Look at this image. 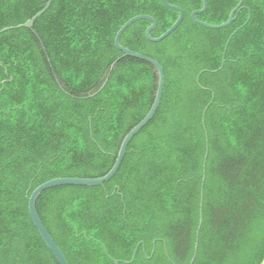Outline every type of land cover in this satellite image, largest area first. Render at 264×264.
Returning <instances> with one entry per match:
<instances>
[{
    "label": "trees",
    "instance_id": "16d2710c",
    "mask_svg": "<svg viewBox=\"0 0 264 264\" xmlns=\"http://www.w3.org/2000/svg\"><path fill=\"white\" fill-rule=\"evenodd\" d=\"M48 1L0 0V30ZM167 1L184 12L174 33L153 43L144 19L120 41L164 69L155 117L109 182L53 188L37 201L69 264H190L202 191L193 264L264 260V0H244L219 30L193 21L204 0ZM240 1L208 0L197 18L222 25ZM141 15L156 20L154 38L179 18L161 0H53L33 30L0 34L2 264H58L30 196L54 179L107 175L150 111L159 82L151 64L125 57L110 73L123 56L117 33Z\"/></svg>",
    "mask_w": 264,
    "mask_h": 264
},
{
    "label": "water",
    "instance_id": "95a60500",
    "mask_svg": "<svg viewBox=\"0 0 264 264\" xmlns=\"http://www.w3.org/2000/svg\"><path fill=\"white\" fill-rule=\"evenodd\" d=\"M52 1L53 0H49L44 8L40 12H38L34 17H32L30 20H28L26 23L15 26V27H9V28L2 29V30H0V34L7 32L9 30L18 29V28H28V29L33 30L35 22L37 21V19L39 17H41L49 9V7L52 4ZM161 1L163 2V4L167 8L173 9V10H176L179 12L178 20L175 22V24L166 33H164L162 36H160L158 38H154L151 35V33L157 26L156 20L151 16L141 15V16H137V17H134L131 20H129L119 30V32L117 33L116 38H115V45L120 51L123 52V56L114 62V64L110 68V73H112L115 66L119 63V61L122 58L131 57V58H135V59H138V60H141V61H144V62L151 64L156 69V71L158 73L159 82H158V89H157L156 97H155L154 103H153L150 111L148 112L146 117L134 129H132L128 133V135L124 138L123 143H122L121 148H120V151H119V154H118V157H117L116 162H115L113 168L111 169V171L107 175H105L104 177L93 178V179H90V178H71V177L54 179V180H51V181H48V182L42 184L37 189H35V191L32 193V195L29 198V212L31 215V219H32L36 229L38 230L39 234L41 235L42 239L44 240L45 244L47 245V247L49 248V250L51 251V253L55 257L58 264H69V263H68L66 257L64 256L62 250L60 249V247L55 242L54 238L52 237V235L50 234V232L48 231V229L44 225V223H43V221H42V219L38 213V210H37V201H38L39 197L45 191L53 189V188L63 187V186L98 187V186H103L105 183L109 182L111 179H113L116 176V174L120 170V168L123 164V161L125 159V156L127 154L128 147H129L131 141L133 140V138L138 133H140L155 117V115H156V113L160 107V104H161L164 86H165L164 69L161 66V64L158 61H156L155 59H153L149 56H146V55L135 53V52L123 47L121 45L120 41H121L122 35L125 33V31L130 26H132L137 21L144 20V19L149 20L152 23L151 27L147 30L146 34H147L148 39L153 43H160L163 40H165L167 37H169L172 33H174V31L180 26V24L184 20V12L182 9L168 3L167 0H161ZM243 3H244V0H241L240 3L238 4V6L231 12L228 22H226L222 25H210V24H207V23H204V22L198 20L197 16L199 14H203L207 11L208 0H204L203 9L200 11L193 12L191 17L195 23H197L198 25H200L202 27H205L208 29H214V30L223 29V28L230 26L234 22V20L237 17V12L242 7ZM107 81H108V78L106 79L105 84L107 83ZM204 179H205V176H204ZM202 205H203V191H202V201H201L200 224H199V227L197 230L194 256H193V259H192L190 264L194 263L196 256H197V253H198L199 233H200V229H201L202 223H203ZM135 256H136V252L133 256V260H134ZM0 264H2V263L0 262ZM115 264H119V261H115ZM261 264H264V260L262 261Z\"/></svg>",
    "mask_w": 264,
    "mask_h": 264
}]
</instances>
